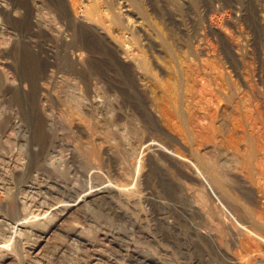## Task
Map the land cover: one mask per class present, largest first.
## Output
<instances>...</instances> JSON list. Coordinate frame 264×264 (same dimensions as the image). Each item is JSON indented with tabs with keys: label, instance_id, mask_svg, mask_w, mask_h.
Segmentation results:
<instances>
[{
	"label": "rangeland",
	"instance_id": "1",
	"mask_svg": "<svg viewBox=\"0 0 264 264\" xmlns=\"http://www.w3.org/2000/svg\"><path fill=\"white\" fill-rule=\"evenodd\" d=\"M0 264H264V0H0Z\"/></svg>",
	"mask_w": 264,
	"mask_h": 264
}]
</instances>
